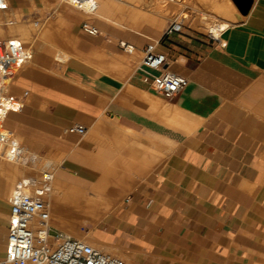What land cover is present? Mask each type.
Wrapping results in <instances>:
<instances>
[{
    "label": "crops",
    "instance_id": "obj_1",
    "mask_svg": "<svg viewBox=\"0 0 264 264\" xmlns=\"http://www.w3.org/2000/svg\"><path fill=\"white\" fill-rule=\"evenodd\" d=\"M15 1L19 5L13 8L20 10L22 0ZM70 16L63 27L76 17L85 22ZM241 16L221 34V43L184 31L153 36L168 69L188 78L172 102L145 81L146 73L155 71L138 67L125 80L100 72L95 66L112 69L105 54L123 52L120 44L103 47L120 33L96 26L93 32L88 25L77 34L64 31L73 38V57L64 65L40 41L39 49L54 59L35 52L32 66L9 87L8 96L20 108L5 115L3 128L24 138L37 134L55 145L46 148L62 154L55 169L62 183L124 205L120 215L104 219L96 234L107 245L128 249L132 259L264 264V0H254ZM126 34L120 43L143 53L148 40L131 43ZM126 85L162 98L167 116L194 128L168 124L156 110L125 94ZM78 128L95 142L93 150L81 146ZM128 130L137 137H129ZM149 139L169 149H156ZM18 172L17 165H4L0 158V259L8 234V223L1 221L8 215V189Z\"/></svg>",
    "mask_w": 264,
    "mask_h": 264
},
{
    "label": "bare ground",
    "instance_id": "obj_2",
    "mask_svg": "<svg viewBox=\"0 0 264 264\" xmlns=\"http://www.w3.org/2000/svg\"><path fill=\"white\" fill-rule=\"evenodd\" d=\"M6 4L7 8L5 10H8L9 0H6ZM44 6L45 8L53 9L56 12L71 11L78 14L84 19L85 22L83 23L88 25L87 27L89 28L93 27L94 22L101 23L106 27H111L121 33H129V35L132 36L133 41H137L140 38H146L151 40L152 44L157 43L158 38L143 32L142 29L145 27H149L156 32L162 33L173 24L188 25L195 31L220 38L221 34L227 28L236 24L242 17L232 0H53V2L48 4L44 3ZM196 12L198 15H195L197 14ZM63 20L64 18H60L59 26L54 24L49 25L46 29V33L59 32V28L63 25ZM101 31L105 33L107 32L103 28ZM22 32L16 30V26H8L7 20H0V35L4 36L6 33H11L14 37L9 39L22 44L21 39L26 42L30 39V36L26 32ZM64 34L67 37V42L70 41L68 43L69 45L66 46L67 42L64 41L63 45H66L59 46L55 51V58L62 65L67 63L73 57L71 51L73 38L65 32ZM22 35L24 36L21 37ZM57 35L54 34V37H57ZM51 37L54 40L53 36ZM111 38L117 40L115 36H112ZM26 52L29 53L31 57L33 56L31 48L26 49ZM107 55H111L110 57L114 59L115 64L124 65L126 70L118 72L122 77L121 79L125 80L128 78L127 70L132 68L131 61L135 60L133 59L135 54L132 56H130L131 54ZM31 60L32 58L26 60L20 65V68ZM20 68H18L17 71ZM13 79L14 78L6 82L8 84V93ZM123 92L132 96V98H135L138 103L156 110L158 116L163 118L168 124L187 131H192L194 128V125L184 123L177 116H167L166 108L168 103L162 98L129 85H126ZM11 107L15 109L20 108L15 101L12 102ZM102 120L108 122V119L105 116L102 117ZM116 127L118 130L123 129L119 123H117ZM1 131L7 135V138L5 141L0 142V158L4 165L11 163L17 165L19 168L18 178L10 184L8 189L7 200L9 205L18 192L28 195H38L43 199L44 204H49L45 206L50 217L53 219L52 226L56 230L70 234L69 236L79 238L93 247L97 246L94 245L95 243H98L106 248L105 250L109 248L118 249L116 246H111L110 244L109 246L105 243H101L100 240H94L92 230L100 221L108 218L110 214L115 213L118 210L119 205H116L106 197L92 193L89 190L64 184L55 174L52 175V172L46 171L47 169L43 170L42 173V180H47V182L44 183L40 181L38 178V173L40 171L38 165L40 160H46L45 164L50 166L55 162L60 163L62 154L46 147H44V149L46 148L47 152L41 154L39 151V147H41L40 144L9 132L8 130H5L3 126ZM127 133L129 137H137V132L135 133L128 130ZM149 142L152 143V146L156 149H169V146L167 147V145L159 142L156 143L153 139H149ZM28 156L32 157L30 163L26 158ZM34 157L36 158L34 159ZM75 193H77V195H75ZM43 196H45L46 199H44ZM89 225L92 226L91 230L85 232L86 230L84 229Z\"/></svg>",
    "mask_w": 264,
    "mask_h": 264
},
{
    "label": "built area",
    "instance_id": "obj_3",
    "mask_svg": "<svg viewBox=\"0 0 264 264\" xmlns=\"http://www.w3.org/2000/svg\"><path fill=\"white\" fill-rule=\"evenodd\" d=\"M6 8V0H0V10ZM180 30L181 25L173 24L165 33ZM208 37L221 43L217 37ZM122 45L125 50L130 46L126 43ZM157 45L158 42L145 46L139 67L157 72H147L145 81L152 83L157 94L172 99L187 86L188 78L168 69L166 55L157 51ZM31 58L24 44L12 39L0 40V142L7 138L1 131L4 116L16 110L11 107L15 100L8 96L6 82L14 77L22 63ZM77 131L84 133L85 130L78 128ZM52 222L40 196L18 192L10 203L5 256L0 259V264H127L120 257L106 254L78 238L56 230Z\"/></svg>",
    "mask_w": 264,
    "mask_h": 264
},
{
    "label": "rangeland",
    "instance_id": "obj_4",
    "mask_svg": "<svg viewBox=\"0 0 264 264\" xmlns=\"http://www.w3.org/2000/svg\"><path fill=\"white\" fill-rule=\"evenodd\" d=\"M10 1H11V5H10L9 9L6 10V11H1L0 12V17H1L0 20H3V21L4 20H7L8 26H10V27L16 26V30H18V31L20 30L21 32L23 31L24 33L26 32L30 36V39L28 40V42L24 41L23 39H21V42H22V44L25 45L26 49L31 48V49L34 50L33 55H34L35 52H37V53L43 54V55H45V56H47V57H49V58H51L53 60L54 58L52 57V55L50 53H47V52H51V53L55 54V51H56V49L59 46L60 47L61 46H65L66 44H67L66 46L69 45L68 43L70 41L67 42L68 40H66L67 37L64 34V31L65 30L68 31V32H71L72 31L73 33L77 34V32L80 31L81 27L84 25L83 22H82V20L80 18H77L76 17L74 22H70L69 21V23H67V25H65L63 27L64 21H65V18L64 17L65 16H67L68 18L71 17L70 14L73 13V12H71V11H64V12L63 11H59V12H56L53 9H47V8H45L44 3L48 4L50 2H53V0H34V1L32 0L33 4H31L30 0H22V2L20 3V6H21V9L20 10H15L13 8V7H16V6L19 5L15 0H10ZM237 11L239 12L238 9H237ZM73 14H75V13H73ZM76 15H78V14H76ZM195 15H198V13L195 14ZM60 18H64V20H63V25L59 28V32L56 31V32H53V33L52 32L46 33V29H47V27L49 25L54 24L56 26H59V20H60ZM241 19H242V17H241ZM79 21H80V23H79ZM95 23L96 22H94L93 27L96 26L99 31L102 28L105 31L109 30V28H110L112 31L117 32V33H120V34H118L119 39H117V40L111 39L112 42L111 41L109 42L107 36L105 35V37L107 38V40L104 42V45H103V47L105 49L108 48L109 45H117V44H120L121 45V49L123 51L120 54H126V55L127 54L128 55L131 54L130 56H132V55L135 54V57L133 58L135 60H132L131 61L132 62L131 63V67L132 68L130 70H127V74H128V76L130 74V76H129V78H130L131 75L140 66L144 54L142 52H138L139 49L135 48L133 44H128L130 46L127 48V50H125V47L122 45V44H124V42L122 44L120 43V35L121 34H124V33H121V32H119V31H117V30H115V29H113L111 27H108V26H107V28L106 27H102L98 23H96V24ZM238 23H236V24H238ZM142 31H145V32H147L148 34H150L152 36H156L157 35V32L155 30H152L149 27H145L144 29H142ZM180 31L190 32V33H193V34H196V35L197 34H204V33L195 31L193 28H191L188 25H181V30ZM54 34L55 35L58 34L57 37L59 38V40H58L57 37H54ZM50 35L53 36L54 40L52 39V37ZM158 35H161V34H158ZM205 35H207V34H205ZM23 36L24 35H22L21 37H23ZM126 36L130 39L131 43L132 42H135V41L131 40L129 34H126ZM13 37L14 36H12L11 33H6L4 36L0 35V40L5 41V40H7L9 38H13ZM55 40H56V43H55ZM146 40H148V42H149L148 44H150V43L152 44L151 40H149V39H146ZM40 41H42L43 43H45L47 45V49H46L47 52L41 51L39 49V47H40ZM59 41L61 42L62 45L60 44ZM64 41L67 42V43L63 45V42ZM77 42H78V39L76 38L75 45L77 44ZM77 46H78V44H77ZM102 56H103V54L101 55V57ZM107 58H108L107 61L110 63V66L112 67L111 71H108L109 69L107 71H103V70L99 69L97 66H95V65L94 66L100 72H102V73H107L109 75H113L114 77H116L118 79L122 78L121 75L118 72L119 71L126 70L125 67H124V65H120V64L117 65V64H115L114 59L112 57H110L109 55H107ZM28 63L24 64L16 72V74L14 75L13 78L18 77L20 74H22L24 72L23 70H26L29 66H32V60L30 62H28ZM100 66H101V68L103 67L102 65H100ZM104 68L105 67H103L102 69H104ZM134 69H135V71H134ZM260 69L264 70V66L261 65L260 66ZM56 72H58L59 75L61 74V71H59V70L56 71ZM163 98L165 100H168V101H171L172 102V99H166L165 97H163ZM84 134H85V131H84V133H82L81 135H79L80 138H82L81 146L84 147L86 150H93L95 148V145H96L95 142L89 141V140L85 139ZM26 138L27 139H31V140H33V141H35V142H37V143H39L41 145V147H39V151H40L41 154H45L47 152L46 151L47 149L46 148L44 149V147H50V148H53V149H57L55 147V145H53V144H50V143H47L46 144L45 141H43L39 137V135H37V134H29V135L26 136ZM150 151L152 153L158 154L159 157H163L162 154H159L158 152H156L154 150H150ZM26 158L28 159V162L30 163V161L32 160V157L28 156ZM35 158L36 157H34V159ZM263 158H264V153H263ZM45 161L46 160H40L39 165H38L40 167V171L38 173V178H39L40 181H42L44 183L47 182V180L46 181H43L42 180L43 170H46L47 169L46 171L52 172V175H54L55 174V169L60 165L59 162H55L54 164H52L50 166H47L48 164H45ZM67 172H69V171H67ZM262 183L264 184V173H263V181H262ZM102 193L104 195L105 194L108 195L109 194V191L107 189L106 190L103 189ZM75 195H77V193H75ZM43 198L46 199L45 196H43ZM45 205H49V204L45 203ZM61 205H66V204H61ZM123 207H124V205L121 204L120 207H119V209L115 213L111 214L110 217H115V216L120 215V213L122 212ZM9 209L10 208L8 206V208H7V210H8V213L7 214L8 215H6L2 219V221H1V223H3L4 225H7V223H8ZM107 220H102V222L100 221L96 225V227L94 228L95 230L94 229L92 230V236H93L94 240H97V241L100 240L98 238L97 234H96V231L98 230L100 232V229H102L104 227V223ZM91 228H92V226L89 225L84 230H86L85 232H89L91 230ZM62 233L66 234L68 236L70 235V234H67L65 232H62ZM100 242L103 243L101 240H100ZM94 245H97V246H94V247H96L97 249L102 250L103 252H105V253H107L109 255H112V256H116L117 255V257H120L121 259H123L127 264H151V263H149L150 262L149 261L150 259H145L144 260V259H141V258H138V259H132V258H130L128 256L129 250L128 249H125L123 247L121 248L120 245H119V248L118 249H111V248H109L107 250H105L106 248H104L102 245H100L98 243H95ZM132 253H134V252H132Z\"/></svg>",
    "mask_w": 264,
    "mask_h": 264
},
{
    "label": "water",
    "instance_id": "obj_5",
    "mask_svg": "<svg viewBox=\"0 0 264 264\" xmlns=\"http://www.w3.org/2000/svg\"><path fill=\"white\" fill-rule=\"evenodd\" d=\"M242 15H247L253 5L254 0H232Z\"/></svg>",
    "mask_w": 264,
    "mask_h": 264
}]
</instances>
